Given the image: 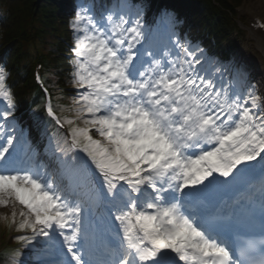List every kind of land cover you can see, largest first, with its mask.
<instances>
[{
	"label": "snow or ice",
	"instance_id": "6c2138e0",
	"mask_svg": "<svg viewBox=\"0 0 264 264\" xmlns=\"http://www.w3.org/2000/svg\"><path fill=\"white\" fill-rule=\"evenodd\" d=\"M70 27L77 93L68 116L46 106L68 128L50 140L51 164L14 147L26 141L0 67V208L10 213L0 221L23 233L18 242H44L42 264H264V95L174 34L157 54L126 0L99 17L80 3ZM258 160L261 235L234 248L224 233L245 220L207 212L185 190L219 186L214 174L239 181Z\"/></svg>",
	"mask_w": 264,
	"mask_h": 264
},
{
	"label": "trees",
	"instance_id": "16d2710c",
	"mask_svg": "<svg viewBox=\"0 0 264 264\" xmlns=\"http://www.w3.org/2000/svg\"><path fill=\"white\" fill-rule=\"evenodd\" d=\"M83 1L76 0L78 4ZM234 1L236 4L242 2ZM153 2L138 0L148 10ZM69 3L70 0H0V7L4 9L0 19V67L8 72L6 82L19 107L22 125L27 127L28 138L36 147L38 134L35 130L41 128V123L31 121L27 112L35 88L32 68L36 62L47 58L48 72L52 74L49 84L62 86V90L56 91L58 101L67 96L66 89L72 86L71 72L67 70L71 67L67 37L71 38L70 23L76 12L67 8ZM166 6L172 8L173 17L182 18L187 25L196 23L191 27V42H200L205 49L217 51L222 59H227L228 48L223 42L228 37L227 28L233 24L228 14L232 8L227 1L209 2L199 7L192 0H163L161 9Z\"/></svg>",
	"mask_w": 264,
	"mask_h": 264
},
{
	"label": "rangeland",
	"instance_id": "374dc122",
	"mask_svg": "<svg viewBox=\"0 0 264 264\" xmlns=\"http://www.w3.org/2000/svg\"><path fill=\"white\" fill-rule=\"evenodd\" d=\"M255 1H258V0H255ZM246 2H247V0H244V4ZM94 8H98V4L97 3L94 4ZM241 37L243 38L242 42L238 41L237 44L241 45L242 48L246 47L249 50L247 52L243 53L242 56H237V58L234 60L233 64L235 65L234 68L240 69L245 74V84L248 85V83H249L248 82V77L255 72L253 58H255L254 55H257V51L255 49V46H254V44L252 42V39L250 37V33L248 31L244 30V33L241 32L240 33V38ZM228 67H230V65H228ZM251 85H253V84L251 83ZM254 85H255V88H256L257 92L260 93V87L256 83ZM17 145H19V149H22L21 144H16V146ZM47 157H48V155L45 156V157H42L41 160H47ZM6 213H9L8 209L0 208V215L6 214ZM42 247H44V242L43 241H42V244H41V248Z\"/></svg>",
	"mask_w": 264,
	"mask_h": 264
},
{
	"label": "bare ground",
	"instance_id": "6f19581e",
	"mask_svg": "<svg viewBox=\"0 0 264 264\" xmlns=\"http://www.w3.org/2000/svg\"><path fill=\"white\" fill-rule=\"evenodd\" d=\"M250 13V16L252 19H256V20H264V0H248V2L246 3L245 6ZM252 32H254V34L256 35H251L252 39L255 41V43L257 44V48L260 50L261 53H263L264 56V38H263V34L260 30H256V29H251ZM264 65V64H263ZM258 71V76H263L262 77V81L264 82V73H262L260 70ZM262 90H264V84L262 85ZM264 95V92L261 94Z\"/></svg>",
	"mask_w": 264,
	"mask_h": 264
}]
</instances>
